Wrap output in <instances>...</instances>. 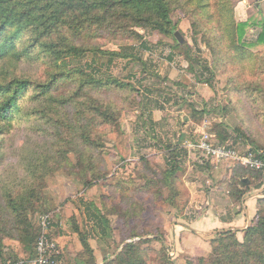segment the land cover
I'll return each instance as SVG.
<instances>
[{
    "label": "rangeland",
    "instance_id": "374dc122",
    "mask_svg": "<svg viewBox=\"0 0 264 264\" xmlns=\"http://www.w3.org/2000/svg\"><path fill=\"white\" fill-rule=\"evenodd\" d=\"M168 1L173 25L169 32L134 28L140 37L128 39L90 25L70 36L102 51L135 46L128 50L129 57L98 55L82 60L93 61L97 75H113L128 83L130 90L95 93L102 102L114 103L119 109L113 125L99 128L102 148L93 152L87 171L75 152H67L59 167L35 180L40 202L31 215L34 243L26 248L16 235L5 237L0 264H38L35 243L43 217L48 219V237L58 252L56 264H82L84 259L87 264H103L104 257L112 258L125 242L144 239L155 249L165 245L171 264H198L196 258L210 255V244L193 249L194 244H183L185 236L181 240L166 227L181 222L177 218L190 222L201 211L212 210L219 212L217 225L231 217L240 229L246 220L244 200L254 193L250 189L257 185L264 197L262 177L243 176L246 189L238 179L231 180L236 163L214 162L194 149L200 132H209L219 122L230 137L226 145L232 144L240 152L249 146L264 149V44L256 43L264 23V0ZM221 15L226 23L255 22L242 38L253 56L228 52L232 51L228 37L222 33L224 38H219ZM74 30L65 28L64 34L68 37ZM176 31L183 43L175 38ZM48 66L46 55L36 48L20 61L21 74L40 81L51 73ZM59 83V92L70 94L75 89L73 81ZM32 97L31 89L22 99L20 113L14 114L13 127L0 134V180L14 183L15 190L27 184V166L53 147L62 130L52 119L34 112L39 105ZM180 144L174 184L159 185L169 164L168 146ZM98 174L102 179L96 181ZM86 181L94 184L87 187ZM251 201L253 197L245 203L249 218L255 213ZM89 203L106 215L113 240L102 238L87 219ZM257 208L264 211V202ZM124 210L128 215L121 216ZM130 232L140 236L130 238ZM79 234L90 244L94 260L83 252Z\"/></svg>",
    "mask_w": 264,
    "mask_h": 264
},
{
    "label": "trees",
    "instance_id": "16d2710c",
    "mask_svg": "<svg viewBox=\"0 0 264 264\" xmlns=\"http://www.w3.org/2000/svg\"><path fill=\"white\" fill-rule=\"evenodd\" d=\"M223 19L226 18L219 16V38H224L222 33L228 37L232 46V51L228 52L253 56L245 49L242 38L246 28L253 26L255 22L236 23L230 20L229 25ZM90 25L111 30L114 34L128 39L140 37L134 28L169 32L173 27L168 0H0V134L13 127L14 114L20 113L22 99L31 89L34 93L32 99L39 105L34 112L41 118L52 119L57 123L55 127L62 129L58 132V139L53 147L45 155L38 157L35 163L27 166L29 181L24 187L15 190L14 183L0 180V258L3 255L5 237L16 235L17 240L26 248L34 243L31 215L37 208L36 203L40 202L35 180L42 179L44 174L59 167L67 152H75L77 161H80L78 163L82 167L87 165L83 169L87 171L93 163V152L102 148L99 128L107 124L113 125L118 119L119 109L114 103L102 102L95 93L115 88L121 91L130 90L128 83L113 75H97L93 61L82 60L98 55L129 57L128 50H134L135 46H120L119 51H102L86 44L82 39L70 37L74 32L78 35L84 27ZM65 28L75 30L66 37ZM26 35L28 36L25 40ZM256 43L264 44V23L256 37ZM35 48L46 55L51 71L44 81L21 74V59L29 56ZM61 80L73 81L74 91L70 94L59 92ZM238 131L236 129L235 132L237 138L240 135ZM209 132L218 144H226L230 139L222 122L213 125ZM180 149L181 144L168 146L166 152H169V164L163 170L159 185L172 187L174 184L179 169ZM236 164L232 169L231 180L238 179L236 182L246 189L247 180L243 176L262 177L259 171ZM98 178H101L100 174L96 181ZM84 184L90 187L94 183L86 181ZM237 191L239 194L243 193ZM263 202L264 197L257 198V204ZM86 208L87 219L93 221L101 237L113 240V230L106 215L92 203L87 204ZM120 215L126 216L128 211L124 210ZM251 221L243 229L241 238L234 229L216 230L213 235L206 236L211 253L207 257L196 258V262L264 264V211L257 208ZM136 236L140 235L137 232L129 234L130 238ZM146 242L148 241L145 239L125 242L112 258L104 257L103 264H171L165 245L155 249ZM81 244L83 252L94 260L92 248L85 237H81ZM30 252H33L32 249ZM81 263L87 264V260L84 259ZM90 264L96 263L91 261Z\"/></svg>",
    "mask_w": 264,
    "mask_h": 264
},
{
    "label": "built area",
    "instance_id": "2783aa9c",
    "mask_svg": "<svg viewBox=\"0 0 264 264\" xmlns=\"http://www.w3.org/2000/svg\"><path fill=\"white\" fill-rule=\"evenodd\" d=\"M194 144V149L214 162H233L241 166L259 171L264 182V149L248 147L243 152L234 146L218 144L210 132L202 131ZM49 222L47 217L40 221V233L36 242V262L38 264H56L58 252L55 243L48 237Z\"/></svg>",
    "mask_w": 264,
    "mask_h": 264
},
{
    "label": "crops",
    "instance_id": "0c3cea01",
    "mask_svg": "<svg viewBox=\"0 0 264 264\" xmlns=\"http://www.w3.org/2000/svg\"><path fill=\"white\" fill-rule=\"evenodd\" d=\"M185 153L186 152H184V154ZM250 191H253L254 193L252 195H250L249 197H247L246 200L251 199L253 197L254 201H251V202L253 204L255 202V213H256L257 205H258L257 204V198L260 197L259 192L262 191V189H259V187L257 185H255L250 189ZM246 200H244V208H245L244 214L246 215V220H245L244 226H242V228H240V229H238V226L233 225L234 219L231 217L227 220V223H221L220 226L217 225L216 222L218 221V215H219L218 213L219 212L213 213L212 210H206L205 213H203V211H201V213L198 215V217L191 220L190 222H188L185 218H184V220L181 218H177L176 220H180L181 222L176 221L177 222L176 224H172L169 228L166 227V229H167L166 231H173V233L175 235H177L178 237H180L181 240L185 236V240H182L183 244L184 243L187 244L188 242H190V243L194 244L193 249H195V248L200 249V248L204 247L205 245H207L208 241L206 240V236H209V234H212L216 230L234 229V230H237V235L240 236V234L243 233L242 230L249 225V223L251 222V220L253 219V217L255 215V213H254L251 218L248 217V205H245ZM198 209H201V208H198ZM234 216L235 215H233V217ZM204 222H206L208 225H204ZM203 226H206L208 228L202 229V228H204Z\"/></svg>",
    "mask_w": 264,
    "mask_h": 264
},
{
    "label": "water",
    "instance_id": "95a60500",
    "mask_svg": "<svg viewBox=\"0 0 264 264\" xmlns=\"http://www.w3.org/2000/svg\"><path fill=\"white\" fill-rule=\"evenodd\" d=\"M174 36H175V38L177 39V41H178L179 43H183L184 38L180 35L179 32L176 31V32L174 33Z\"/></svg>",
    "mask_w": 264,
    "mask_h": 264
}]
</instances>
